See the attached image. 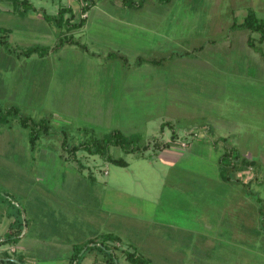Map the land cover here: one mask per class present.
<instances>
[{"label":"rangeland","instance_id":"374dc122","mask_svg":"<svg viewBox=\"0 0 264 264\" xmlns=\"http://www.w3.org/2000/svg\"><path fill=\"white\" fill-rule=\"evenodd\" d=\"M30 1L55 14L60 5L72 0ZM170 1L157 7L147 3L138 10L101 0L89 11L90 28L81 36L99 51L100 58L90 61L84 51L66 49L54 74L72 82L69 100L65 94L63 103L53 98V103L44 104L23 101V96L30 88L43 92L51 71H42L39 64L32 68L38 61L18 51L55 42L61 30L47 19H37L34 10L13 14L10 2L1 3L0 38L7 35L10 47L0 42V86L13 95L14 85H18L19 94L14 96L23 115L48 119L54 128L65 130L70 145L117 127L128 134L138 133L143 143H151L142 154L112 146L111 154L129 163L120 166L83 150L74 159L62 146V132L42 134L32 149L30 130L19 118L0 125L1 240L13 231L10 225L17 209L28 219L21 238L4 247L13 255L11 260L18 261L24 254L25 264H71L73 244L94 238L113 248L125 264H132L127 252L147 258L145 264H264V228L258 223L259 207H264V61L247 43L252 36L264 50V41L249 29L229 31L250 9L264 19V0ZM211 38L218 45H207L199 59L169 57L173 51L192 50ZM93 40L100 46L95 47ZM118 54L125 55L130 64L138 55L164 58L156 79L161 80L163 73L164 86L160 89L156 72L141 70L153 68L152 63H144L132 71L134 95L122 107L124 118L114 120L111 116L104 127L93 130L84 118L86 113L79 109L81 94L91 91L82 83L93 80L99 94L91 100L103 104L120 72H115L113 65L125 62ZM15 63L21 65L17 70H13ZM93 63L100 64V71L88 66ZM160 91L165 98H174L165 111L164 103H153L163 98ZM14 102L10 96L0 99L3 107ZM203 118L212 122L214 132L188 134ZM162 121L176 125V141L171 139L169 126L161 132ZM186 135L189 140L184 139ZM220 136L228 137L243 157L253 161L237 175L251 181L250 188L261 196L262 204L245 195L242 185L222 181L218 168L221 149L212 146ZM160 139L171 146L156 151L154 143ZM3 194L12 197L16 207ZM222 204L226 213H205L203 208ZM235 205L243 208V215L233 213ZM222 219L228 221L220 223ZM207 220L213 222L212 228ZM108 232L120 239L106 240ZM214 241L218 246L208 249ZM109 259L108 253L93 249L82 263L110 264Z\"/></svg>","mask_w":264,"mask_h":264},{"label":"trees","instance_id":"16d2710c","mask_svg":"<svg viewBox=\"0 0 264 264\" xmlns=\"http://www.w3.org/2000/svg\"><path fill=\"white\" fill-rule=\"evenodd\" d=\"M3 1H11L14 4L15 11L18 10L23 15L26 14L30 10H34L40 12L45 19L51 21L58 27L64 26L66 30L71 31L74 29H78L82 27L87 20V13L92 9V7L96 4L98 0H80L82 2L80 17L76 19V14L74 13L71 7H61L59 11L55 14H49L44 11L43 8H36V6L30 0H0V3ZM146 0H123V3L126 6L141 8ZM163 2H169L170 0H161ZM1 11V8H0ZM231 29H249L252 33L260 34V41H264V19L258 17L255 10L250 9L248 14L245 16L244 20L241 23H233ZM0 42L6 43L7 47H10L8 36L2 35L0 38ZM66 43L70 44H78L83 49L88 50V45L82 43L80 39L76 38L74 35H65L59 39L57 44L53 47L51 46H43V45H33L24 50H19L18 53L23 54L27 57L37 53L38 55L45 56L49 54L51 51H57L61 47H63ZM248 44L253 47L257 52L261 53L263 61H264V50L262 47L257 46L254 42L252 36L248 38ZM203 49V47L199 48ZM198 49V50H199ZM189 54V52L181 53L180 55ZM111 56V53L109 54ZM123 59V61L127 62V58L124 56L117 55ZM144 60L143 57L138 59V62H142ZM153 62H161L162 59H151ZM12 118H19L20 123L23 127L29 128L30 132V144L31 148L35 149L37 145L38 139L42 134L46 136L55 135L57 133L62 132L64 150L68 151L72 157L75 159L77 156V152L80 150L86 151L91 155H99L104 161L112 162L116 165L120 166H128L129 163L122 157H114L111 154L112 146L121 147L126 153H138L142 154L144 151L148 150L151 147V143H143L142 136L138 133L127 134L121 129H113L108 133H105L101 136L93 135L92 137L81 141L78 144L70 145L67 139V133L65 130L54 128L48 119L42 118L40 120H36L31 116H25L21 112V109L17 105H10L3 107L0 105V125L8 124L12 120ZM169 126L172 130L171 139L176 141L179 137V131L176 125L172 122H164L161 126V131H164L165 127ZM211 127L206 123H199L195 126L189 128L188 134H191L193 137L198 130H204L209 132ZM187 139V135L184 137ZM189 140V139H187ZM214 148L219 149L220 146L221 154L218 158V168L221 179L223 182L227 183V185H242V188L245 194L249 197H253L256 202L262 204L261 196L255 192L252 188H250V180H243L238 177L237 173L243 170L244 167L252 164L253 161H249L245 157L242 156L240 150L237 146L230 143L228 137H219L213 140ZM154 146L157 150H164L171 146V143L160 139L158 142L154 143ZM154 148V147H153ZM1 194V193H0ZM8 200H10V204L15 206L14 200L8 194H3ZM260 213V221L261 227L264 228V207L261 205L259 207ZM12 215V213H11ZM15 220L12 222L10 227L12 228V232L8 233V237L4 240H0V244L8 243L12 240H19L23 235L24 229L28 228V219L27 217H23V214L20 210L15 211ZM106 240L108 239H120L117 236H114L112 233H106ZM93 249H100L101 251L108 253L110 256L109 263L110 264H125L120 261V258L116 254L115 250L111 248L104 242H97L94 238L88 239L87 242L83 244L74 243L73 244V252L71 257L73 262L71 264H83V260L87 256V253ZM7 254V253H5ZM9 257L10 255L7 254ZM127 259L132 264H145L148 263V259L132 252H127ZM4 260V259H3ZM11 264H15L13 261L8 260ZM17 264H25L24 254L18 257Z\"/></svg>","mask_w":264,"mask_h":264},{"label":"crops","instance_id":"0c3cea01","mask_svg":"<svg viewBox=\"0 0 264 264\" xmlns=\"http://www.w3.org/2000/svg\"><path fill=\"white\" fill-rule=\"evenodd\" d=\"M100 1L101 0H98L93 7H95L98 3H100ZM8 2H10L11 5H12V8L9 9V10H11L12 13H13L15 11L14 4L11 1H8ZM108 2L110 4H112V5H114V6H120L122 8L129 7V8H135V9H138V10L143 9L144 6H147V3H151L152 7H154V6L157 7V6L163 4L162 3L163 1H161V0H148V1L146 0L141 8H137V7L126 6L123 3V0H108ZM170 2L171 1L166 2L163 5H169ZM1 3H0V6H1ZM81 5H82V2L80 0H72L71 3H69V5L68 4H62V5H60L59 6V9L61 7H64V6L71 7L73 9L74 13L76 14V19H78L80 17ZM209 11H210V14H211V18H214L213 17V13H212V9H210ZM34 12L37 13V14H35L36 16L33 14L37 19L38 18H44V16L41 15L40 12L33 11L32 13H34ZM88 13L86 14L87 15V20H86L85 24L82 27H80L78 29L71 30V31L66 30V28L64 26L58 27L55 24H53L51 21L47 20L50 23H52L53 25H55V27L59 28L61 31L59 32V34H58L55 42H54V39H53V41H51V42L48 43L49 45L46 44L45 46H51V47H53V46H55L57 44V42L59 41V39L61 37L65 36V35H71L72 34L76 38L80 39L82 43L87 44L88 45V50L83 49L78 44L66 43L63 47H61L57 51H51L49 54H47L45 56H42L41 57L37 53H34L30 57H28L29 59L31 58L32 60L33 59H36V60H33V61H38L36 63L33 62L32 64H31V61L28 62V64L30 63L31 65H34V66H32V68L36 69V65L39 64L40 66H42V69H41L42 71H45V72L51 71V74H49V73L47 74V77H48L47 78V81L48 82L46 84V89L43 92H41V90L38 91L36 87L35 88H30V90L28 92L29 94L23 96V97H26L27 99L26 98H23V101H27V102H31V103H36V104H42V103L44 104V103H53L52 102V99L55 98L58 103L59 102L63 103L64 102V95L65 94H67L68 100H69V94H70L69 87L72 86V82H70L68 80L66 81V80H64L62 78H58V75L57 74H54V73H56V71L58 69V65H60V63H58V61H61L62 54L64 53V51L66 49H69L73 53H76V52H79V51L82 50V51H84L85 53H87L89 55L90 61H92L93 59L98 60V58H100V56H101V54L99 53V51H95V49L93 47H90V45L86 41H84V40L81 39V36H84L85 35V32H87V30L90 28V26L87 27L88 17H89ZM213 20L210 21V25L211 26H212V21ZM231 26L229 27V31H231V32L232 31L234 32V31L241 30V29H231ZM8 30H10V29H8ZM165 36H166V34H165ZM247 43H248V41H247ZM210 44H214V45H212V47H214L215 45H218V43L216 42V40L211 38V39L206 40L205 41V44H203V45H201V46H199L197 48L195 47L192 50L179 51L178 53H176L175 51H173V52H171L169 54V57L170 58H173V56H176V58H179V57L180 58H183V57H189V56H191L192 58L193 57H196V59H199L200 58L199 55H201V53L206 48V46L207 45H210ZM93 45H95V47L96 46L99 47L100 46V43L95 42L93 40ZM201 47H203V49H199ZM186 52H189V54H184L183 56L180 55L181 53H186ZM34 55H36V58H32V56H34ZM120 56H125V55H122L121 54ZM140 57H143L144 58V60L142 62H138V59ZM119 58L121 59V61H123V59L121 57H119ZM151 59H158V58H150V57L147 58V57H144L142 55H138L136 57V59H135L134 64H130L128 61L127 62H123L120 65L114 64L113 67H114L115 72L116 71H120V72L118 74L117 79H114L113 80L112 87H111L112 90L109 91V92H107L106 95H107L108 98L102 102L103 104H101L99 102L98 103H94L91 100L92 97H98L97 95H94L96 92L99 94V89H97V88L94 89V87H95L94 81L92 80V82H89V83H86V82H83L82 83L84 85V87H86V86H88L89 88L91 87V91L90 92H85V93H82L81 92L82 93L81 94L82 97H80V99L78 101L81 104V106H79V109L81 108L82 113H86V116L84 118H86L85 120L87 122H90L91 123V124H89L91 126V128H93V127H104L105 122H106L105 120L108 119V118H111V116H113L112 119H114V120H121L122 118H124V116H123L124 111H123L122 107H123V105L125 103L130 102V100L132 101V97L134 95L133 94V90H132L133 89V86H134V84H133L134 82L132 81V71L133 70L134 71L139 70V67L141 68V66L144 63L145 64L152 63L153 64V68H151L150 66H147V67L144 66L143 68H141V70H144V71L149 70V71L156 72L157 73V76L155 75V80L158 79V77H159L158 76V72L163 69L161 67H163L162 61H163L164 58H161L162 61L161 62H157V63L156 62H153ZM20 66L21 65H18V63H15V65L13 66V70L19 69ZM88 66L92 70H94V71H97V70L100 71V68H101V66H100L99 63H97L96 66H94V63L92 65H88ZM148 67H150V68H148ZM127 72H129V73H127ZM146 76H147V74H146ZM164 78L165 77H164V75L162 73L161 80H156V81H159L158 84L160 83V89H162L161 87L164 86V84H162V82L164 81ZM14 86L15 87L13 89V95H10V93L8 91H5L6 88L4 89L2 86H0V99L1 98H4V97H7V96H10L12 99L15 100V102L12 103V105H15V104L17 105V102L19 101V99L15 98L14 94H19L18 93V90H17L18 85L15 84ZM169 88H171V87H169ZM151 92L152 93H149L150 96L154 95L152 90H151ZM161 94H162V97L163 98H161L160 100H157V101H153V103H158V104L159 103H164V110L163 111H165V110L168 109V107L170 108L172 102H174V98L173 99L172 98L170 99L168 97L165 98L164 96L166 94L163 91L161 92ZM170 94H171V92H170ZM69 102L70 101H68L67 103H69ZM159 108H161V107H158V109ZM64 118L67 120V119H69V116L66 115ZM201 121H203L204 123L208 124L211 127V129L209 131L210 133L211 132L212 133L214 132V126H213V124H212L211 121L205 122L206 121V118H203ZM164 122H167V121H162L161 126H162V124ZM203 122H201V123H203ZM196 124H198V123H196ZM89 125H86V126H89ZM121 125L123 126V124H121ZM117 128L120 129V127H117ZM117 128H114V129H117ZM93 130H94V128H93ZM161 132H164V131H161ZM220 137H223V136H220ZM212 146L214 147L213 144H212ZM237 148L239 149V147H237ZM219 149H222V147H220ZM205 189L208 190V191H206V194H209V189L210 188H209L208 185H206L204 187V190ZM242 192L245 194L244 190ZM203 208L205 210V213H208V212L209 213H213L214 211L220 212V213H221V211H225V213L227 212V209L225 208V206L223 204L222 205H218L215 208L213 206L205 205V207H203ZM231 209H232L233 213H237V215H239V213H241L242 215L244 214L243 208L237 207V205L233 206ZM213 216H215V215H213ZM223 221H228V219H225V220L222 219L220 221V223H223ZM258 223L261 224L260 218L258 220ZM207 224L209 225L210 228H212L213 225H214L213 222L212 221L210 222L209 220H207ZM3 230H4L3 228H0V233H2ZM3 236H4L3 233L0 234V240L3 239ZM29 237L31 238V236H29ZM206 240H207V238H206ZM6 245H7L6 243L0 244V264H4L6 261L11 260V257L13 256V255H10L9 254L10 255L9 257H4L3 254L6 253V252H8V251L4 250L5 249L4 247ZM217 246L218 245L214 241L213 248H208V249H214ZM29 259H31V258H29ZM11 261H13L14 263L17 262L15 260H11Z\"/></svg>","mask_w":264,"mask_h":264},{"label":"built area","instance_id":"2783aa9c","mask_svg":"<svg viewBox=\"0 0 264 264\" xmlns=\"http://www.w3.org/2000/svg\"><path fill=\"white\" fill-rule=\"evenodd\" d=\"M195 135H196V133H195Z\"/></svg>","mask_w":264,"mask_h":264}]
</instances>
